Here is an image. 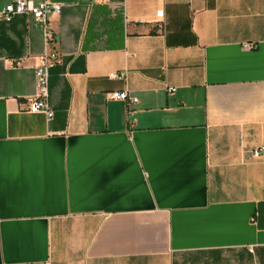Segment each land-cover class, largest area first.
<instances>
[{
	"label": "crops",
	"instance_id": "obj_1",
	"mask_svg": "<svg viewBox=\"0 0 264 264\" xmlns=\"http://www.w3.org/2000/svg\"><path fill=\"white\" fill-rule=\"evenodd\" d=\"M50 1V119L0 21V264H264V0Z\"/></svg>",
	"mask_w": 264,
	"mask_h": 264
},
{
	"label": "built area",
	"instance_id": "obj_2",
	"mask_svg": "<svg viewBox=\"0 0 264 264\" xmlns=\"http://www.w3.org/2000/svg\"><path fill=\"white\" fill-rule=\"evenodd\" d=\"M59 8L60 3L50 0H9L0 7V21L7 23L14 16L28 14L41 26L43 49L37 55L38 64L33 67V93L28 97L24 110L41 112L46 119L52 117V110L47 104L49 69L61 61V53L48 47L53 40V31L47 24L46 16L49 12L58 13ZM161 13V9L155 11L157 17H160ZM241 47L250 50L254 48V45L250 42H243ZM108 77L124 80L125 72H111ZM166 91L171 93L174 91V87H166ZM106 96L110 99L121 100L126 104L136 101V98L127 94L126 89L110 91L106 93ZM262 151V147L254 148L250 151V155L256 158Z\"/></svg>",
	"mask_w": 264,
	"mask_h": 264
}]
</instances>
